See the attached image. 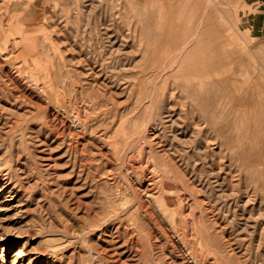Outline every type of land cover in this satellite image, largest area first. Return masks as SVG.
I'll return each mask as SVG.
<instances>
[{
  "label": "rangeland",
  "instance_id": "obj_1",
  "mask_svg": "<svg viewBox=\"0 0 264 264\" xmlns=\"http://www.w3.org/2000/svg\"><path fill=\"white\" fill-rule=\"evenodd\" d=\"M0 264H264V0H0Z\"/></svg>",
  "mask_w": 264,
  "mask_h": 264
},
{
  "label": "bare ground",
  "instance_id": "obj_2",
  "mask_svg": "<svg viewBox=\"0 0 264 264\" xmlns=\"http://www.w3.org/2000/svg\"><path fill=\"white\" fill-rule=\"evenodd\" d=\"M134 9H136V10H140V12H142V14H140V15H142L143 16V19H144V25L146 26V27H151V28H153V29H155V26H157V29H159V27L160 26H163L166 22H164L163 21V18L162 17H164L166 14H168V12H166L167 10H164V8L166 7V6H170L171 5V3L170 2H168V3H162V4H160V9H157L156 7H142L141 5H139V4H137V3H131L130 4ZM181 9H183V7H181L180 6V10ZM16 14V13H15ZM23 15V14H22ZM26 16H24V18H25ZM38 18V17H37ZM33 19V18H32ZM36 19V18H35ZM13 22V21H12ZM31 22H32V20H31ZM36 22V21H35ZM9 23V22H8ZM187 23H189V21H187ZM156 29V30H157ZM2 34V33H1ZM2 38H4V41L6 42V40H7V38H6V36H1ZM10 55V54H9ZM7 57V56H6ZM95 58V57H94ZM121 64V63H120ZM123 64V63H122ZM11 66V65H10ZM13 67V66H12ZM119 67H121V66H119ZM126 67V66H125ZM20 68H23V65H22V67H20ZM122 68H123V66H122ZM24 69V68H23ZM25 70V69H24ZM23 70V71H24ZM19 71V70H18ZM22 71V72H23ZM26 72H27V70H26ZM18 73V72H17ZM23 75V74H22ZM25 76V75H24ZM28 76V75H27ZM48 76H49V74H48ZM47 76V77H48ZM52 76V75H51ZM29 80V79H28ZM33 82V81H32ZM31 83V82H30ZM45 83V82H44ZM40 85V84H39ZM42 85V84H41ZM38 87H40V86H38ZM38 90V89H37ZM39 90H41V88L39 89ZM224 101L223 102H221V100H220V102L217 104V109H218V107L220 106L221 108L222 107H225L226 105H224ZM221 110V109H220ZM217 113H219L218 111H217ZM165 114V113H164ZM158 122V121H157ZM159 123V122H158ZM164 125V124H163ZM212 126V125H211ZM217 126V125H216ZM154 127V126H153ZM157 127H158V125H157ZM207 127V126H206ZM218 128L220 129V127L218 126ZM163 129V128H162ZM191 145V144H190ZM195 146H197V145H195ZM175 152V151H174ZM185 157V156H184ZM186 159V158H185ZM92 225V224H91ZM90 225V226H91ZM89 226V225H88ZM195 254V253H194ZM16 255H17V253H16ZM192 256V255H191ZM197 256V255H196ZM195 256V257H196ZM15 258H18V257H15ZM198 258V257H197ZM199 259V258H198Z\"/></svg>",
  "mask_w": 264,
  "mask_h": 264
}]
</instances>
